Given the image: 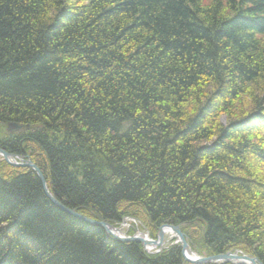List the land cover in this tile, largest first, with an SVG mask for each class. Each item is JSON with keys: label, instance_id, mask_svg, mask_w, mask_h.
<instances>
[{"label": "trees", "instance_id": "1", "mask_svg": "<svg viewBox=\"0 0 264 264\" xmlns=\"http://www.w3.org/2000/svg\"><path fill=\"white\" fill-rule=\"evenodd\" d=\"M0 148L92 220L183 223L199 254L264 264V0H0ZM181 258L0 160V264Z\"/></svg>", "mask_w": 264, "mask_h": 264}, {"label": "water", "instance_id": "2", "mask_svg": "<svg viewBox=\"0 0 264 264\" xmlns=\"http://www.w3.org/2000/svg\"><path fill=\"white\" fill-rule=\"evenodd\" d=\"M19 128H21L20 125L13 124V123H9L7 129H8V130H12V129H19ZM0 153L3 155L5 161H6L8 164H10V165H14V166H22V163H13V162L10 161V158H12L13 155L8 154V153H6V152H3V151H1V150H0ZM26 164L28 165V167H31V168L36 172V174L38 175V177L40 178L41 183H42V187H43V189H44V192H45L46 196H47V197H48V198H49L54 204H56L57 206L63 208V206H62L59 202H57V201L54 199V197L50 194V192L46 189L45 184H44V181H43V178H42V176H41L39 170H38L34 165H32V164H30V163H26ZM63 209H65V210H66L68 213H70L71 215H74V216H76V217H79V218L83 219L84 221H86V222H88V223H91V224H97V225L101 226V227L104 228L106 231H109V229H110V227L106 226L105 223H96V222H94V221H92V220H89V219H87V218L80 217L78 214H76V213H75L74 211H72V210H69V209H66V208H63ZM172 230H173V231L178 235V237L180 238V240H181V246H182V251H183V253L185 254V251L188 250V247H187L185 241H184L183 238H182V234L179 232L178 228H172ZM161 236H162V231L160 230V231L158 232V237H159V239H158L157 241H144V240H141V239H138V238H135V237H129V238L127 237V238H124L123 240L141 241V242L143 243V245H145V244H158V245H159L160 242H161ZM229 254H231V255H229V256H228V254H225V255H219V256H222V257H223V258H221V259H216V258H218V257H214V256H212V257H201V258H197V259H195L194 262H196V263H208V262H212V261H216V260H224V261H227V260H229V259H235V260L243 259V260H247V261H249V262H252V263L256 264V261H257L255 258L248 257V256H246V255H240V256H239V255H236V254H234V253H229ZM189 260H190V259H189Z\"/></svg>", "mask_w": 264, "mask_h": 264}, {"label": "bare ground", "instance_id": "3", "mask_svg": "<svg viewBox=\"0 0 264 264\" xmlns=\"http://www.w3.org/2000/svg\"><path fill=\"white\" fill-rule=\"evenodd\" d=\"M191 101V100H190ZM189 101V103H191ZM201 143H203L202 141H198L197 142V144H199V145H201ZM0 150L1 151H3V152H6V153H8L7 151H5L4 149H2V148H0ZM8 154H10V153H8ZM12 155V154H11ZM0 160H2L4 163H6V164H8L6 161H5V159H4V157H3V155L0 153ZM10 161L11 162H13V163H22V166H14V165H10V166H12V167H17V168H28V169H30V170H32L34 173H35V175L38 177V175L36 174V172L31 168V167H28V165L26 164V163H30V164H32V165H34L38 170H39V172H40V174H41V176H42V178H43V181H44V184H45V187H46V189L48 190V187H47V184H46V181H45V179H44V177H43V175H42V173H41V171H40V169L32 162V161H30L29 159H28V157H26V156H24V155H13V157L12 158H10ZM38 179H39V181H40V183H41V180H40V178L38 177ZM41 185H42V183H41ZM42 189H43V187H42ZM43 191H44V189H43ZM49 191V190H48ZM45 193V192H44ZM46 195V194H45ZM183 224V223H182ZM181 223H177V224H173V223H171V224H168V223H164V224H162V226H165V227H168V228H178L180 225H182ZM110 236V235H109ZM164 236H172V234L171 233H169L168 231H166L165 230V233H164ZM110 238H111V240H115V241H117V239L116 238H113V237H111L110 236ZM177 245H178V243H177ZM248 249H250V247H247ZM230 250H235V251H237V252H241V253H244L246 256H248V257H252V258H254V256H251L250 254L248 255V253L247 252H243V251H240L239 250V248L238 247H232ZM230 252L229 251H225V252H218V253H216V254H213V255H209L210 257H212V256H214V257H218V258H216V259H221V258H223L222 256H219V255H225V254H228V256L229 255H231V254H229ZM183 252L181 251V256H182V263L183 264H201V263H196V262H194V260H189V258H185L184 256H183ZM212 263H214V264H220V263H223V264H254V263H252V262H249V261H247V260H243V259H238V260H235V259H229V260H227V261H224V260H216V261H212Z\"/></svg>", "mask_w": 264, "mask_h": 264}, {"label": "rangeland", "instance_id": "4", "mask_svg": "<svg viewBox=\"0 0 264 264\" xmlns=\"http://www.w3.org/2000/svg\"><path fill=\"white\" fill-rule=\"evenodd\" d=\"M203 3H207L209 0H201ZM117 227L120 228V235L121 236H129V235H133V234H136L138 231H142L144 232V230L139 226L137 225V223H131L130 225V222L128 220H126V222H120L119 225H117ZM172 239L170 238V236H165L164 237V240L160 242V244L153 248L152 250L150 251H146V253H152V252H156V251H160L162 249H165L167 248L168 246H170L172 243ZM163 251V250H162ZM191 251L194 253V254H198L197 251L191 249ZM152 254H156V253H152Z\"/></svg>", "mask_w": 264, "mask_h": 264}]
</instances>
